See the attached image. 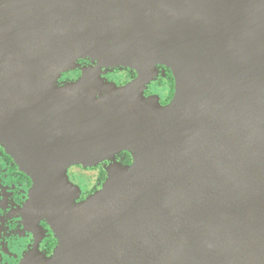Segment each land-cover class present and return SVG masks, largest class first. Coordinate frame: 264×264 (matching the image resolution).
Returning a JSON list of instances; mask_svg holds the SVG:
<instances>
[{
  "label": "water",
  "instance_id": "95a60500",
  "mask_svg": "<svg viewBox=\"0 0 264 264\" xmlns=\"http://www.w3.org/2000/svg\"><path fill=\"white\" fill-rule=\"evenodd\" d=\"M0 89L58 240L24 264H264V0H0ZM105 162L77 203L69 168Z\"/></svg>",
  "mask_w": 264,
  "mask_h": 264
},
{
  "label": "flooded vegetation",
  "instance_id": "af4514ba",
  "mask_svg": "<svg viewBox=\"0 0 264 264\" xmlns=\"http://www.w3.org/2000/svg\"><path fill=\"white\" fill-rule=\"evenodd\" d=\"M80 64L90 66L91 62L83 60ZM158 69L161 71L160 76L145 91V97L149 99L158 96L160 104L167 106L174 98L175 79L169 69L165 67ZM115 72L124 75V78L117 82L120 86L128 84L137 77L128 70H115ZM108 75L111 74L108 73L103 77L115 82ZM78 76L64 74L57 85L63 87L71 84L80 77ZM7 99L5 89H0V264H24L27 259L37 256L50 258L58 246V240L44 217L42 204L34 207L32 205L38 203L30 198L34 181L24 170V156L18 141L5 128L8 122L5 117ZM116 161L124 166H130L133 158L130 153L122 152L116 156ZM110 164L105 162L92 169L80 165L69 168V180L83 191L77 203L84 202L86 198L101 189L107 180V169ZM91 172L95 173L93 177ZM90 181L95 183L92 188L83 190Z\"/></svg>",
  "mask_w": 264,
  "mask_h": 264
},
{
  "label": "rangeland",
  "instance_id": "374dc122",
  "mask_svg": "<svg viewBox=\"0 0 264 264\" xmlns=\"http://www.w3.org/2000/svg\"><path fill=\"white\" fill-rule=\"evenodd\" d=\"M80 71H74V72H72V73H70V75L72 76V77H77L78 75L80 76ZM111 75H108V77L110 78V79H113V80H115V82H113V81H109L107 78H104V79H107V81L108 82H112V83H115L117 86H120V85H118L117 84V82H118V80H122L123 78H124V75L122 74V73H117V72H115L114 71V73H110ZM78 76V77H79ZM106 76V75H105ZM130 83V82H129ZM126 85V84H125ZM125 85H121V86H125ZM148 90V89H147ZM155 97H158V96H155ZM89 169H92V168H89ZM91 174V177H93L94 175H95V173H93V172H91L90 173ZM95 183L93 182V181H90V183H89V185H87V186H85V188L83 189V190H88V189H91L92 188V186L94 185ZM80 188V187H79ZM81 189V188H80ZM81 191H82V189H81ZM82 193H83V191H82ZM87 199V198H86Z\"/></svg>",
  "mask_w": 264,
  "mask_h": 264
}]
</instances>
